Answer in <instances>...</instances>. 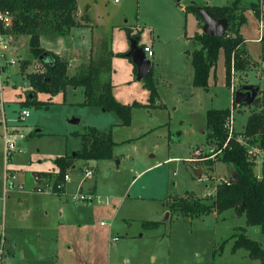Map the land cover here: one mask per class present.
<instances>
[{
	"label": "rangeland",
	"instance_id": "rangeland-1",
	"mask_svg": "<svg viewBox=\"0 0 264 264\" xmlns=\"http://www.w3.org/2000/svg\"><path fill=\"white\" fill-rule=\"evenodd\" d=\"M234 1L98 0L92 15L98 21V32L106 38L91 59L83 58L84 64L92 61L101 70V81L112 83L119 102L150 104L145 81L138 79L132 60L122 56L132 45L127 30L138 37L139 46V42L151 45L156 54L151 58L159 94L156 107H134L129 127L119 126L121 120L115 112L86 106L83 87H68L53 96L39 93L36 100L42 106L23 107L32 90L26 74L47 69L34 59L22 71V64L30 56L28 38L13 36L19 55L7 56L0 50V103L8 126H19L26 136L18 140L10 164L0 137V229L5 227L8 240L17 246L14 253L5 251L3 264H261L245 249L233 252L232 236L241 227L247 228V235L264 249V233L260 227L248 226L245 215L230 209L191 219L169 206L186 197L211 203L216 187L237 177L232 164L210 155L216 147L207 141L209 110H231L234 131L241 134L251 115L264 113V26L260 14L251 7L255 0H242L240 4L247 19L241 33L246 40L249 68L235 71L229 86L225 53L221 51L208 88L193 84V53L200 48L194 37L203 33L204 24L194 14H186L185 8L193 3L223 7ZM86 40L90 44V32ZM43 41L48 51L57 46ZM9 58L16 63H9ZM71 69L77 70L75 66ZM72 71L69 69V74ZM245 87L257 89V106L254 102L248 106L235 103V92ZM23 110H28L30 117L18 122ZM73 120L80 123L73 124ZM87 129L112 133L114 158L77 161V168L67 172L71 181L66 185V198L50 191L42 193V184L57 176L56 158L79 151L81 135ZM37 130L41 135L31 136ZM239 138L248 150L258 151L255 173L262 177L264 152L257 145L258 139ZM87 169H94L93 177H85ZM195 169L203 174L197 177ZM45 172L53 175L42 176L36 183L34 175ZM8 174H16L25 191L6 193ZM32 184L36 185L31 189ZM80 191L94 193L105 204L74 202L73 196ZM26 196L27 206L21 202ZM144 222L160 224L147 229ZM114 237L119 242L112 247L109 241Z\"/></svg>",
	"mask_w": 264,
	"mask_h": 264
},
{
	"label": "trees",
	"instance_id": "trees-1",
	"mask_svg": "<svg viewBox=\"0 0 264 264\" xmlns=\"http://www.w3.org/2000/svg\"><path fill=\"white\" fill-rule=\"evenodd\" d=\"M241 1L235 0L231 5L223 7L204 6L215 18L227 19L229 28L225 36L221 38L204 33H198L194 37L200 47L193 53L194 86L208 88L209 77L216 71L221 51L225 53L227 84L229 86L232 85L235 71L249 68L246 40L241 33V28L247 19L240 9ZM199 7L193 3L185 8V12L194 14L203 22ZM251 7L257 14L261 13L259 0L252 1ZM0 11H9L14 19L13 25L7 30L0 25V31L7 32L19 39L28 38L29 40L30 56L28 61L22 64V71L25 72L34 59L42 62L47 69L44 73L26 74L32 90L27 101L23 103V107L42 106V103L36 100L39 93L53 96L66 91L68 87H83L86 97L85 105L100 107L105 112H115L121 120L119 126L123 127L131 126L134 107H156L155 100L159 94L156 81L152 76L153 72L144 80L145 86L150 91L149 102L151 105L140 103L126 105L116 99L110 81H101V70L96 69L92 61L88 65H82L75 75H70L69 61L43 47L42 39L49 41L69 39L73 28L82 27V23L78 19V0H0ZM86 19L88 20V18ZM127 35L131 41H139L138 37H133L131 30H127ZM122 56H126V54ZM258 102V99L254 101L256 106ZM232 115L229 109L208 111L207 141L216 147L211 149V156L214 155L217 161L232 164L235 167L236 180L219 184L216 188V196L211 203L200 198L191 200L186 197L169 206L175 213L191 219L214 213L221 214L233 209L238 215L246 216L248 226L260 227L264 233V178L259 179L255 173L258 156L251 155L245 145L238 141L240 136L255 137L258 139V147L264 152V113L251 115L243 134L236 131L231 134L225 130L226 119ZM40 132L39 130L34 131L31 136L41 135ZM81 137L83 145L79 151L72 155L56 158L57 176L55 178L57 182L62 181L68 171L77 168V161L91 162L114 158L116 142L112 133L87 129ZM11 159V157L8 159L9 164ZM52 175L51 172H45L34 176L40 178ZM159 224L144 222L143 227L155 229ZM232 238L235 241L233 252L245 249L249 252L251 259L259 260L261 264H264V249L260 242L247 235V228H239ZM2 240L0 235V248Z\"/></svg>",
	"mask_w": 264,
	"mask_h": 264
},
{
	"label": "built area",
	"instance_id": "built-area-1",
	"mask_svg": "<svg viewBox=\"0 0 264 264\" xmlns=\"http://www.w3.org/2000/svg\"><path fill=\"white\" fill-rule=\"evenodd\" d=\"M120 0H115V2H119ZM259 8H260V17H261V26H264V0H259ZM14 23V19L12 14L9 11H0V25L5 29H9ZM13 35L0 31V50L2 53L7 54V56H16L20 54V51L17 49L16 44L14 43L13 45ZM18 39V38H17ZM19 42H21L19 40ZM145 53L148 55V57L151 59L154 56V51L150 47H145L144 48ZM3 55V54H1ZM2 58H0L1 61ZM9 63L15 64L16 60L15 59H10L9 58ZM30 117V112L28 110H23L21 114L18 117V122H25L27 118ZM7 119H6V113L4 109V105L0 103V127L2 128L1 130V137L4 140V145H5V154L8 159L11 157L13 153L16 151L17 143L18 140L24 139L25 133L21 132L19 126H8L7 124ZM225 130H227L229 133L233 134L234 133V117L233 115L228 117L225 122L224 126ZM238 141H240L243 144V141L241 138L238 137ZM244 145V144H243ZM261 150V149H260ZM262 151V150H261ZM251 155L258 156V151H250ZM263 152V151H262ZM95 174L94 169H87L85 172V177L86 178H91ZM36 183L40 181V178H35ZM71 181V176L70 174L65 175L64 179L62 181L57 182L56 178L48 179L47 182L42 184L41 192L45 193L46 191L62 194L66 193V185L68 182ZM54 182V183H52ZM5 191L6 193L10 191H25L24 187L18 182V178L16 174H8L5 176ZM36 185V184H35ZM38 187V186H37ZM40 188V187H38ZM44 191V192H43ZM211 192L209 193V197H211ZM73 201L74 202H79V201H84L88 202L90 204H93L95 201L105 204V201L98 197L95 196L94 193L88 192V193H83V192H78L73 196ZM109 205V204H108ZM102 225H106L105 222H102ZM2 236V246L0 248V264H3V257L4 253L6 250V239H5V231L2 230L0 233ZM110 246H115L117 242H119L118 237H114L110 239Z\"/></svg>",
	"mask_w": 264,
	"mask_h": 264
},
{
	"label": "crops",
	"instance_id": "crops-1",
	"mask_svg": "<svg viewBox=\"0 0 264 264\" xmlns=\"http://www.w3.org/2000/svg\"><path fill=\"white\" fill-rule=\"evenodd\" d=\"M119 2H116V3H119ZM78 3H79L78 19L82 23V27L73 28L72 31H71L70 38L68 40L59 39L57 41H50V42L48 41L47 42V45L50 44L52 46L51 43H55L57 45L56 48L50 49V50L56 52L57 54L61 55L62 57H65L70 63V68L69 69L71 71L73 70V69H71V66H75V68H77V70L75 69L74 72L72 71V73L70 75H75L76 72L78 71V69L85 63L84 59H83L85 56H87V59L88 58L91 59V56L93 55V53L96 51L97 48L100 49L101 44L104 42V38H106V36L101 35V33L98 32V30H99L98 21L92 15V9L94 8V6L98 5V0H78ZM81 3H83V6H82ZM86 18H88V20ZM99 19H100V16H99ZM89 32L91 34L90 44L86 40L87 33H89ZM43 40L44 39H42V44H43V47H45V45H44L45 41H43ZM141 43L139 42L140 47L142 49H144V47H150V48L152 47L151 45L141 44ZM107 48H108V46H107ZM151 49L154 51L153 47ZM110 53H112V55H114V52L110 51ZM127 53H126V55H127ZM155 55L156 54H155V51H154V56L152 57L153 59L155 58ZM146 56H147V58L149 60H151L148 57L147 54H146ZM71 58H72V60H70ZM79 60H81L79 65L73 64L74 61L76 63ZM152 65H153V62H152ZM76 66H78V67H76ZM135 71H136V73L138 75V68H137L136 65H135ZM260 108L263 109V107H260ZM159 109H163V108H159ZM257 160H258V158H257ZM36 174H38V173H36ZM257 176L259 177V179H263L264 178V175L262 177H260L259 175H257ZM231 180L235 181L236 179H231ZM231 180H229V181H231ZM229 181H225V182H229ZM33 186H35V184L34 185L32 184L31 189L33 188ZM58 197L66 198V197H68V193H62ZM7 198L10 199L11 195H7ZM27 199H29V198L26 196L25 199L23 201H21V202H23L22 203L23 205L27 206V201H28ZM44 214L45 215H49V212L47 210H45ZM2 230L5 231V227H1L0 233L2 232ZM5 239H6V243L8 241H10V240H8V237H7L6 233H5ZM10 242L14 246V250L12 252H10V251H8V252L9 253H14L17 250V246H16L15 242H13V241H10Z\"/></svg>",
	"mask_w": 264,
	"mask_h": 264
},
{
	"label": "water",
	"instance_id": "water-1",
	"mask_svg": "<svg viewBox=\"0 0 264 264\" xmlns=\"http://www.w3.org/2000/svg\"><path fill=\"white\" fill-rule=\"evenodd\" d=\"M181 3L183 0H176ZM199 12L203 20V33L214 36V37H224L229 28V22L227 19H217L204 7H199ZM128 58L132 59L134 64L138 68V79L140 81L145 80L151 75L153 71L152 61L149 60L145 54L144 49L138 45L137 40L132 41L131 50L126 55ZM48 57V56H46ZM43 59V57H42ZM257 89L251 87H245L240 91L235 92V103L241 106H248L252 104L256 99ZM73 124H79V120H73ZM203 171L201 169H195V175L197 177L201 176ZM6 250L12 252L14 246L10 241L6 243Z\"/></svg>",
	"mask_w": 264,
	"mask_h": 264
}]
</instances>
